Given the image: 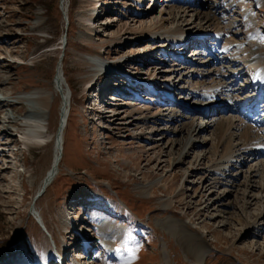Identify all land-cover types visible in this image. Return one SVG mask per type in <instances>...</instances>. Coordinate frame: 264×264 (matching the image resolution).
<instances>
[{
	"label": "rangeland",
	"instance_id": "374dc122",
	"mask_svg": "<svg viewBox=\"0 0 264 264\" xmlns=\"http://www.w3.org/2000/svg\"><path fill=\"white\" fill-rule=\"evenodd\" d=\"M94 1L68 0L67 9H63L60 0H0V101L6 99L0 102V126L6 116L16 119L28 108L22 93L40 87L52 91L48 125L51 136L47 144L29 149L17 141L1 145L6 156L0 155V264L15 259L26 264L28 260L55 264L52 261L55 248L61 247L67 255L65 264H264V154L253 147L248 158L239 149L242 140L239 131L231 127L225 137L226 140L231 137L232 144L226 171L211 167L226 143H217L226 126L221 129L216 122L222 114L225 117L234 114L198 110L210 105L206 88L224 81L221 75L206 77L212 68L218 67L215 71L222 74L228 71V76L227 59L232 64L236 56V60L243 62L254 50L264 62V0H195L202 3V10L209 9L212 13L209 19L187 16L190 24L184 27L203 42L212 34L209 39L212 43L208 47L210 52L206 48V52L201 50L202 56L193 55L188 48L183 53L186 57L178 51H169L173 46L166 43L161 46L160 41L157 50L150 54L149 47L154 45L148 37L146 40L141 39L144 36L137 37L139 40L132 45L137 34L127 33L145 15L146 22L152 19L151 15L166 16V12L186 4L170 0H106L107 4ZM94 7L103 11L89 22L87 30L81 15ZM145 9L147 13H142ZM105 15L113 16L114 20L104 22ZM165 25L175 26L176 21L161 22L160 26ZM251 35L255 36L254 46ZM119 41L123 45H115ZM198 44L201 45L194 46ZM224 44L232 53H219ZM214 52L221 59L212 64ZM88 54L113 62L120 71L128 70L132 77L141 78L143 86L136 89V94L132 91L133 84H128L129 79L118 86H108L111 81L119 82L120 73L98 76L79 60L81 55ZM231 54L234 56L228 57ZM126 59L131 64L122 63ZM182 64L184 68L180 67ZM186 66L193 74L186 73ZM62 67L72 91L63 158L55 179L40 194L41 181L53 157L52 137L62 102L55 89V77ZM244 67L241 70L248 74L239 81L236 79L237 82L230 81L233 88L253 80L248 81L251 77L248 65ZM146 70L147 74L142 73ZM151 74H158V79L149 80ZM88 79L91 82L86 84ZM145 82L164 87L160 93L172 100L165 108L174 111L172 114L178 118L166 117L167 109L160 110L161 114L152 120L154 117L149 116L152 107L144 109L147 102L140 101ZM198 90L201 95L195 94ZM109 95L117 100L108 99ZM134 102L142 112L130 117L125 104ZM101 106L118 112V120L140 119L115 129L119 126L112 125L107 112L99 110ZM184 114H190L187 122L197 126L189 135L194 147L174 167L171 161L180 148L175 142L183 140L189 127L183 126L184 129L181 123L184 120H179ZM210 120L213 122L205 130ZM16 127L11 128L20 129ZM7 139L15 137L1 132L0 144ZM256 152L260 154L252 157ZM200 158L203 160L199 161ZM3 163L9 169L4 170ZM247 175L253 185L247 190L252 203L244 208L241 192ZM207 176L213 186L203 190L201 181ZM157 180L161 184L142 191V184ZM258 184L261 186L256 187ZM206 205L207 209L200 210ZM33 209L41 213L44 223L35 219ZM114 228H120L121 233L109 237ZM80 253L83 257H79Z\"/></svg>",
	"mask_w": 264,
	"mask_h": 264
},
{
	"label": "bare ground",
	"instance_id": "6f19581e",
	"mask_svg": "<svg viewBox=\"0 0 264 264\" xmlns=\"http://www.w3.org/2000/svg\"><path fill=\"white\" fill-rule=\"evenodd\" d=\"M138 1L141 2L143 0H138ZM150 1L151 0H149V2ZM152 1H155V0H152ZM171 1L173 3L182 2V4H186V6L185 7L179 6L177 9L176 8L171 9L170 11L166 12V16L163 15V13H160V14H158L159 18L151 15L152 19L149 20L147 18L149 21H146V22H145V18H146L145 16H147V15H145L144 17H141L140 20H138V21H137V19L131 20L134 22L137 21L139 23L136 28H133L129 32H127L130 34H137L132 39V41H133L132 45L134 43H136L135 41L139 40V39H136L137 37L139 38L140 36H144L141 39L146 40L148 37V40L150 42H152L154 45V46L149 47L148 52H150V54L157 50L156 45H157V42L160 41L162 43V44L160 43L161 46L163 45V43H166V46H169L170 44L173 46L172 50L170 48L169 51H173V50L178 51L179 54L181 53L183 55V52L185 50H187V48H190L191 54H193V55L194 54H200L202 56L204 52H201V50L203 49V51L206 52L209 45L212 43V40H210V42H209V39L212 38V34H211V36H209L207 42L205 40L203 42L201 40V38L196 37L194 35L192 36L191 34H189V30L185 29L184 25L190 24V22H188L189 20H186L187 16H190V15L192 16V14H194L196 17L201 16V17L209 19V15L212 12L209 9L202 10L203 5L199 1L194 2L195 0H170V2ZM96 2H97V0L94 1V3H96ZM99 2H101V4L102 3H106V4L108 3V1H106V0H99ZM61 4H62L63 9H67L68 0H62ZM195 5H197V6H195ZM99 6H101V5H99ZM98 8L99 7H97V8L94 7V10L92 8V10L81 15V18L83 21L82 25H84L85 28H87V30H90L89 22L91 23V21L93 19H95L96 16H98V14H100L103 11V9H99V11H97ZM141 12L147 13V10L145 9ZM102 19L104 20V22L109 21V20L113 21L114 17L111 15H105ZM116 21H118L117 18H116ZM171 21H176V25L175 26L165 25V27L160 26L161 22L167 24L168 22H171ZM191 23H193V22H191ZM208 25H210V24H208ZM198 27H202V25H199ZM149 35H150V37H149ZM217 35H219V34L217 33ZM152 36H155V37L153 38ZM254 37H255L254 35H251V37H250L251 38V44L253 46L255 45V42L252 41ZM141 39H140V41H142ZM196 40H200V41L197 42ZM224 42H227V41H224ZM117 43L118 44H115L117 46H120L122 44L120 41ZM197 43H201V45L198 44L199 46H194V45H197ZM217 44L218 43L216 42L215 46H217ZM227 44H228V42H227ZM199 48H201V49H199ZM222 51H225L228 54L232 53V52L229 53V49H228V47L225 46V44H224V48H222L219 51V53ZM148 52L146 51L145 54ZM208 52H210L209 49H208ZM216 52H218L217 49H216ZM216 52L213 53L214 57L211 60L212 64L214 62L217 63L218 59H221V57H219ZM217 56L219 58H217ZM232 56H234V55L233 54L228 55V57H230V58ZM235 57L236 56H234V59L232 60V62H233L232 64H230L231 61L229 59H227V61L229 62V66H227V67H229V69H230V73L228 76H226L228 74L227 73L228 71H226V74H222V73H220V71H215L218 69V67H217V69L215 67L212 68V70L209 71L208 74H206L207 78L210 77L212 74H216L219 76L221 75L224 78V81L217 83L216 86H214L212 88L211 87H207V88L205 87L206 89H208L207 91H208L209 97H211V100H209L210 105H208L207 107H203L202 109H198L199 111H202V112L208 113V114H213V113L218 114V113H223L224 111L225 112H231L234 114L232 116L234 118V120H232V117H229V116L225 117L222 114L223 116L221 115V118L218 119L216 122L217 125L221 127V129H222V126H226L224 128V130L221 132L220 137L217 139V143L219 145H222L223 141L226 143L223 146L222 153L219 154L217 156V158L212 162L211 167L215 166L218 169H223V171L224 170L226 171V166L228 165L227 161L229 160V158L231 156L230 153H232L231 137H228L227 140L225 138L227 136L226 134H227L228 130H230L231 127L232 128L236 127V129H234V130L239 131L238 137L242 138V140L240 142L239 149L240 148L243 149V151H245L248 154V155H246L248 158L251 155V153H249V149H251L253 147L254 148L258 147L260 149V152L262 154H264V127H261V126H264V62H263V59L260 58V55L256 52V50H254L250 54L246 55L245 60L243 62H240V59L236 60ZM79 60L83 63H86L91 68V71L95 72L98 76H102V75L104 77L105 76H111V77L116 76L114 74L115 70L112 68V67H115V65L113 63L104 61L97 54L81 55ZM122 63L131 64V62H129L128 59L123 60ZM172 63H175V62L172 61ZM144 64H146L145 61H144ZM236 64H238L239 66H241L243 68L236 66ZM244 64L248 65L249 75L251 76L248 81H250L251 79H253V80H251L250 82L245 81L246 83L245 84L243 83L241 86H239V88H233L231 85H229L230 81H236V79H238V81H239L240 79H242V77L244 75L248 74V73H244L241 70V69L245 68ZM129 67H132V66L129 65ZM180 67L184 68L183 64L180 65ZM188 68H189L188 66L185 67L186 73L190 74V75L193 74V70H189ZM219 68H221V67H219ZM129 69L134 71V68L133 69L129 68ZM147 70L145 72H142V73L147 74L148 73ZM222 70H223V68H221V72H222ZM131 73L137 74L138 72L137 73L131 72ZM128 74L130 75V72H128ZM120 75H121V77H118L119 78L118 83H114L111 81V83L107 84V85L108 86L109 85H112V86L117 85L118 86L121 82L130 79V83H128V84H133L132 91L136 94L137 93L136 89L142 85V83L138 81L141 78L135 76V79H137V80H133V78L131 79V77H128V75H126L127 77L123 76V73H121ZM130 76H132V75H130ZM196 76H198V75L196 74ZM199 76H202V75L199 74ZM157 77H158V74H154V75L151 74L150 78L149 77H147V78H149V80L154 82L155 79H158ZM90 82H91V79H88L86 81V84H89ZM103 85H104V83H103ZM158 86H159V88L163 87L161 85H158ZM252 86H253V88H252ZM104 88H105V86H104ZM55 89L59 92L61 99H62V102H61L60 109H59L57 128H56V130L53 134V137H52V139H53V157H52L51 165L47 169V171H46V173H45V175L41 181V185H40V189H39V191L42 190L41 193L43 191H45L46 188L48 187V185H50L53 182V180L55 179L56 175L59 172L60 163H61V160L63 158V149H64L63 136H64V131L66 129V126L68 124V119L70 116L71 98H72V91H71L69 83H67V80L65 78L63 67L61 68V70L59 68V70L56 74ZM248 89H252V91H250V90L247 91ZM143 91H144V94H143L142 99L140 101L144 100L147 102V104L144 106V109H150V107H152V109L150 110V111H152L151 112L152 114L151 115L149 114L150 117H152V118L154 117L152 120H154L157 117L156 115L161 114V112L159 113L160 110L165 112V110L169 109L167 107L165 108L166 105H170V103H172L171 102L172 100L169 96L162 95L160 92L158 93L155 90H152V89L145 87V86H144ZM211 91H214V92L217 91V93L215 94V93H212ZM195 94L201 95L202 93L198 90ZM220 95H222L224 98H219ZM21 98L25 101V104L27 105L28 108L25 111L19 113V117L18 118L16 117L17 120L15 119V117L6 116L5 121L3 122L2 126H0V129L1 128L7 129L4 131L0 130V133L5 132L10 136L14 135V137H15L14 140L7 139V141L2 142L0 144V155L4 156V157L6 156L3 154L5 148H3L2 146L5 147V146L11 144L12 142L17 141V142H19V145L24 146L25 149H29L30 147H40V146L46 145L50 139V136H51L48 132V125H49L50 103H51V98H52V91L46 90L45 88H41V87L40 88H34L30 91L22 93ZM108 99L117 100V98L113 97L112 95H109ZM2 101L4 102V101H6V99H4ZM2 101H0V102H2ZM154 101H156L158 104L156 105L155 103H153ZM125 105L127 106L126 108L129 109V112L127 113L128 116L130 114L134 115L135 113L142 112L140 110V108L136 106L137 104L135 102L132 104L126 103ZM95 108L96 109L98 108L97 105ZM209 108L211 111H209ZM99 110H102V112H104V111L107 112V117H108L107 119H109V121H112L113 126L114 125L119 126L118 128L115 127V129L125 128L126 125H130V124L132 125V123H135V121L140 119V117L139 118L133 117L132 119L129 118L130 120H127L125 122V121H121V119L118 120L119 119L117 116L118 112H115V111L111 112L112 109L106 110L105 108H102V106H101V108H99ZM198 110H194V111L198 112ZM109 111L111 113H109ZM171 111H170V109H169V111H166L165 116L168 118H172V119L178 118V117H176V115L172 114V112H174V111H172V112ZM187 113H190V112L188 111ZM131 115H130V117H132ZM190 117H191L190 114H186V115L184 114L181 116V119H179V120H184V122L181 121V123L184 124V125H182V127L183 126H185V127L189 126V127H187L188 129H187V132L185 133V135L183 137V140L181 142H179V141L175 142V144H179L180 148H177L176 155L173 156V160L171 161V164L174 165V167H176L180 163H182L183 160L185 159V157H187L188 153L194 147V144L191 143V141L189 139V135L191 134L192 131H195L197 129V126H194V123L192 121L187 122V120ZM183 118H185V119H183ZM213 120H215V116H214ZM213 120H210V122L206 123L205 128H204L205 130H207L208 126H210L212 124ZM235 122H237V124ZM16 126H19L20 129L13 131V129L11 127H16ZM185 127H183V128L185 129ZM16 128H18V127H16ZM183 128L180 127L179 130L181 131V130H183ZM200 129L201 128H199L198 132L200 131ZM13 132H15V133H13ZM203 140H202V142H203ZM171 142H173V141H171ZM12 151H13V149H12ZM260 152H256L255 154H253L252 157H256L257 155L260 154ZM197 159L198 158H196V161H197ZM148 160H149V158H148ZM201 160H203V158H200L199 161H201ZM159 162H160V160H159ZM3 165H4V167H3L4 170L9 169V166H7L5 163H3ZM221 166H222V168H220ZM231 167L235 168V166H233V165ZM217 168H215V169H217ZM230 175H233V173ZM210 180H211V178L207 176L206 178H204V180L201 181V183H202L201 188L203 190H208V189L212 188L213 185H212V182ZM162 181H164V180H162ZM251 181L252 180H249V175H247L243 181L245 183L244 184L245 188H243L244 190L242 189L241 195L244 199L242 201V206L244 205V208H245V205L249 206L252 203V201L249 200L250 191H247L249 187L253 188L252 187L253 185L250 183ZM158 183H160L158 180L157 181H149L147 184L146 183L142 184L141 189L143 191V190H146L148 188H152V186H155ZM162 185L165 187L166 183L162 184ZM260 186H261V184L256 185V187H260ZM230 191H232V190H230ZM211 194H213V191L210 192L209 195H211ZM252 195H251V197H252ZM253 199H255V197H253ZM34 200H35V198H34ZM215 200H217V199L216 198L213 199V201H215ZM32 208H33V206H32ZM207 208L208 207L206 205L203 208H201L200 210L203 211ZM32 214L34 215L36 220H39V221L44 223L43 216L41 215L40 212L33 209ZM109 232H110L108 234L109 237H112V235H114V234L119 235L121 233V230H120V228H114V229L110 230ZM246 233H247V231H246ZM70 239H73L71 241L76 240V238H70ZM79 240H76V241H79ZM85 241H87V239ZM85 248H87V242L85 243ZM60 249H62V252H64L63 254H65V249L62 247ZM79 257H83V255L80 253ZM53 260H54V258L52 259V261ZM54 262H56V261L54 260ZM6 264H26V262L24 263L21 259H15V260H11L10 262H8ZM28 264H35V262L32 260H28ZM48 264H50V263H48ZM77 264H79V263H77Z\"/></svg>",
	"mask_w": 264,
	"mask_h": 264
},
{
	"label": "water",
	"instance_id": "95a60500",
	"mask_svg": "<svg viewBox=\"0 0 264 264\" xmlns=\"http://www.w3.org/2000/svg\"><path fill=\"white\" fill-rule=\"evenodd\" d=\"M61 1H62V0H60V2H61ZM61 5H62V4H61ZM41 191H42V190H41ZM40 193H41V192H40ZM35 197H36V196H35ZM35 197H34V198H35ZM34 198H33V200H34ZM30 206H31V207L33 206V202L31 203Z\"/></svg>",
	"mask_w": 264,
	"mask_h": 264
}]
</instances>
